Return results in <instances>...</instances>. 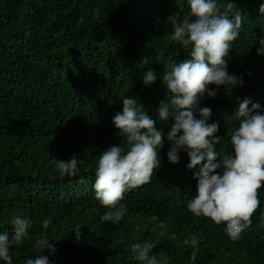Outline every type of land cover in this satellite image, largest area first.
Wrapping results in <instances>:
<instances>
[{"label": "trees", "instance_id": "1", "mask_svg": "<svg viewBox=\"0 0 264 264\" xmlns=\"http://www.w3.org/2000/svg\"><path fill=\"white\" fill-rule=\"evenodd\" d=\"M218 2L225 11L227 0ZM261 2L232 0L228 10L242 12L228 70L243 75V86L201 100L212 109L208 122H218L216 134L224 136L215 145L222 156L231 150L226 118L237 107L235 97L264 105V55L255 43L264 35ZM188 9L186 0H0V232L11 238L15 215L33 220L32 240L11 250L13 264L34 258L40 236L53 239L56 252L45 254L56 264H139L126 250L134 242L155 243L150 251L160 264H264V186L238 240L228 237L223 223L194 216L186 203L195 192V169L187 168L184 152L178 163L167 159L171 117L157 122L164 130L160 167L149 182L124 193L120 203L127 211L118 223L100 220L108 209L94 196L96 160L122 139L112 116L127 95L154 117L166 95L159 74L190 58L165 36V18L176 11L182 18ZM160 47L167 50L158 63ZM143 55L152 58L148 65L139 61ZM147 67L158 73L149 86L141 79ZM73 155L83 161L81 172L60 178L56 159ZM77 227L79 239L72 231ZM193 233L196 248L184 243Z\"/></svg>", "mask_w": 264, "mask_h": 264}, {"label": "clouds", "instance_id": "2", "mask_svg": "<svg viewBox=\"0 0 264 264\" xmlns=\"http://www.w3.org/2000/svg\"><path fill=\"white\" fill-rule=\"evenodd\" d=\"M186 3L189 9L183 17L174 12L165 18L164 27L168 29L165 36L188 50L190 58L173 62L159 74L166 95L155 108L154 117L140 106L135 96H121L122 110L112 116V123L118 130L115 134L122 139L98 155L94 196L108 209L100 220L118 223L127 211L120 203L124 193L149 182L153 170L160 167L157 147H163L164 130L157 127V122L167 124L171 117L174 122L166 133L170 143L167 159L178 163L180 153L184 152L189 157L187 168L195 169L196 188L186 208L196 217H208L217 225L223 223L228 237L238 240L251 223L250 217L260 204L258 189L264 186V105L251 97H235L237 107L226 118L227 129L231 130L228 137L231 150L222 156L215 145L224 136L216 134L218 122H208L212 109L202 107L201 100L205 94L215 97L219 90L232 92L244 84L242 74L228 70L232 42L242 28V12L229 13L232 0H227L225 11H221L218 0H186ZM258 12L264 17V2L259 4ZM257 41L256 52L264 55V35L257 36ZM166 50L165 47L156 50L155 62L164 60ZM151 60L143 55L139 61L148 65ZM157 78V71L151 67L141 77L145 86ZM82 163L76 155L67 160L56 159L57 175L60 178L78 175ZM9 222L13 226L11 238L7 231L0 232V264H13L11 250L32 240L33 220L29 216L18 214ZM79 229L72 230L77 239ZM168 238L175 241L176 234L170 233ZM51 240L37 237L32 245L36 255L26 258L24 264H56L55 259L45 254L46 249L49 254L57 250ZM184 243L196 248L197 234L193 233ZM154 244L134 242L126 250L139 264H160V258L150 251Z\"/></svg>", "mask_w": 264, "mask_h": 264}]
</instances>
